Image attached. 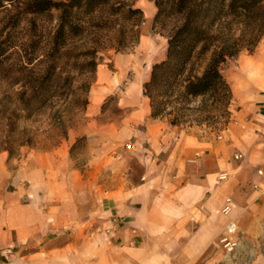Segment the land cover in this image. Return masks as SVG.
Masks as SVG:
<instances>
[{"label": "crops", "instance_id": "crops-1", "mask_svg": "<svg viewBox=\"0 0 264 264\" xmlns=\"http://www.w3.org/2000/svg\"><path fill=\"white\" fill-rule=\"evenodd\" d=\"M135 6L138 44L114 57V74L100 68L92 90L83 165L58 149L0 172V264H261L264 55L224 69L232 115L219 134L172 125L143 93L168 41L154 32V1ZM111 97L117 112L102 111ZM230 222L234 254L220 242Z\"/></svg>", "mask_w": 264, "mask_h": 264}, {"label": "rangeland", "instance_id": "rangeland-1", "mask_svg": "<svg viewBox=\"0 0 264 264\" xmlns=\"http://www.w3.org/2000/svg\"><path fill=\"white\" fill-rule=\"evenodd\" d=\"M58 22L57 11L41 17L21 10L0 12V172L9 161L58 149L68 150L82 166V156L89 148L85 127L93 119L88 105L92 90L100 84L99 70L105 67L114 74V57L138 44L133 39V21L124 20L110 5L85 17L83 33L74 35L55 53L52 37ZM174 23V19H166L153 25L154 32L168 41ZM248 55H264V39L252 53L244 51L228 61L225 70H238L240 58ZM55 69L56 85L46 82L41 87L38 81L47 79ZM39 89L44 92L42 101L35 100ZM115 100L111 97L102 111L117 112ZM193 108L182 126H202L215 134L228 125L232 115L230 108L226 115L202 99H196ZM165 119L170 121L173 116ZM256 256L264 264V242Z\"/></svg>", "mask_w": 264, "mask_h": 264}, {"label": "trees", "instance_id": "trees-1", "mask_svg": "<svg viewBox=\"0 0 264 264\" xmlns=\"http://www.w3.org/2000/svg\"><path fill=\"white\" fill-rule=\"evenodd\" d=\"M154 25L174 19L168 34L167 57L153 65L143 93L150 99L152 116H173L170 124L182 126L193 103L211 102L216 111L228 112L232 91L223 71L242 52L252 53L264 39V0H153ZM126 21H133V39L140 38L144 13L135 0H0V12L21 10L26 15L59 13L53 32V52L60 53L68 40L83 33L81 21L108 6ZM136 29V30H134ZM38 83L56 85L57 74ZM40 87V88H41ZM35 96L42 101V89ZM54 96V95H53Z\"/></svg>", "mask_w": 264, "mask_h": 264}, {"label": "built area", "instance_id": "built-area-1", "mask_svg": "<svg viewBox=\"0 0 264 264\" xmlns=\"http://www.w3.org/2000/svg\"><path fill=\"white\" fill-rule=\"evenodd\" d=\"M130 147V146H128ZM236 159H240V156H236ZM226 175H223V178H225ZM229 202V201H228ZM223 212L225 214L230 212V207L226 206L223 210ZM238 225L235 222H230L224 231V234L221 237L220 242L223 244L224 249L226 250V252L228 254H234L235 252V248H236V241L234 240V238L237 236L238 234Z\"/></svg>", "mask_w": 264, "mask_h": 264}]
</instances>
